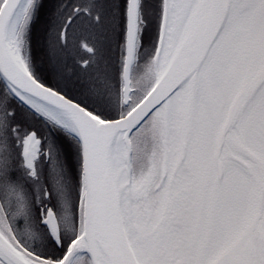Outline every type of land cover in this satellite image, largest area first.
<instances>
[{
	"label": "snow or ice",
	"instance_id": "1",
	"mask_svg": "<svg viewBox=\"0 0 264 264\" xmlns=\"http://www.w3.org/2000/svg\"><path fill=\"white\" fill-rule=\"evenodd\" d=\"M0 264H264V0H0Z\"/></svg>",
	"mask_w": 264,
	"mask_h": 264
}]
</instances>
